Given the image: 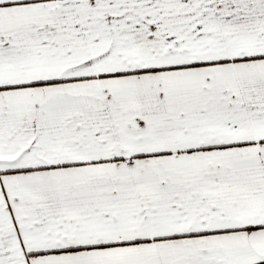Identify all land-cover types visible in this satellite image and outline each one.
<instances>
[{"label":"snow or ice","instance_id":"6c2138e0","mask_svg":"<svg viewBox=\"0 0 264 264\" xmlns=\"http://www.w3.org/2000/svg\"><path fill=\"white\" fill-rule=\"evenodd\" d=\"M0 264H264V0H0Z\"/></svg>","mask_w":264,"mask_h":264}]
</instances>
